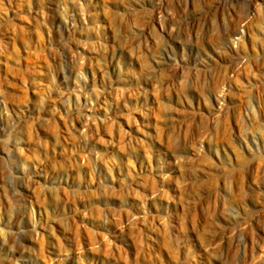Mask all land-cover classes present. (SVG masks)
Listing matches in <instances>:
<instances>
[{
	"label": "rangeland",
	"instance_id": "374dc122",
	"mask_svg": "<svg viewBox=\"0 0 264 264\" xmlns=\"http://www.w3.org/2000/svg\"><path fill=\"white\" fill-rule=\"evenodd\" d=\"M0 264H264V3L0 0Z\"/></svg>",
	"mask_w": 264,
	"mask_h": 264
},
{
	"label": "bare ground",
	"instance_id": "6f19581e",
	"mask_svg": "<svg viewBox=\"0 0 264 264\" xmlns=\"http://www.w3.org/2000/svg\"><path fill=\"white\" fill-rule=\"evenodd\" d=\"M252 2H254L256 5L259 4L261 5V3L263 4L264 3V0H251V7H252ZM261 2V3H260ZM251 16V15H250ZM250 20V17L247 18L245 21H248ZM256 22H257V19H256ZM251 24L249 25V28H250Z\"/></svg>",
	"mask_w": 264,
	"mask_h": 264
}]
</instances>
